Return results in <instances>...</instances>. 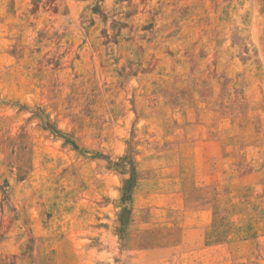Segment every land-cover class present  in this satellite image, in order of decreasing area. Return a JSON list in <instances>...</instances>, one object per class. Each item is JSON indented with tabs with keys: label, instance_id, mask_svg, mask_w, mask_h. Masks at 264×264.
<instances>
[{
	"label": "rangeland",
	"instance_id": "374dc122",
	"mask_svg": "<svg viewBox=\"0 0 264 264\" xmlns=\"http://www.w3.org/2000/svg\"><path fill=\"white\" fill-rule=\"evenodd\" d=\"M0 264H264V0H0Z\"/></svg>",
	"mask_w": 264,
	"mask_h": 264
}]
</instances>
